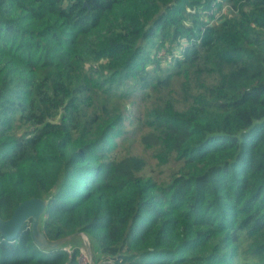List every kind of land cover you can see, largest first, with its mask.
<instances>
[{
    "label": "trees",
    "instance_id": "1",
    "mask_svg": "<svg viewBox=\"0 0 264 264\" xmlns=\"http://www.w3.org/2000/svg\"><path fill=\"white\" fill-rule=\"evenodd\" d=\"M127 126L177 170L118 159ZM32 199L113 264H234L264 233V0H0V217ZM79 254L0 234V264Z\"/></svg>",
    "mask_w": 264,
    "mask_h": 264
},
{
    "label": "rangeland",
    "instance_id": "2",
    "mask_svg": "<svg viewBox=\"0 0 264 264\" xmlns=\"http://www.w3.org/2000/svg\"><path fill=\"white\" fill-rule=\"evenodd\" d=\"M223 14H229L227 12L226 9H224L221 13H218L216 16L220 17ZM218 17H215V20H211L210 22H216V19ZM97 37V34L95 36V38ZM86 41H90V40H86ZM152 50L151 52V56L152 58L155 57V52H154V48L152 49V47H149V51ZM181 52L180 49H178L176 51V54H179ZM166 50H162L158 53V57L159 58H163L164 56H166ZM169 56L168 62L170 60V55ZM165 60L161 62V68H167V64ZM149 70L152 69L151 66H149L148 68ZM206 80H210L211 82L215 81L216 76L212 77L211 75H208V77L205 78ZM206 82V81H205ZM207 83V82H206ZM193 84V82L191 83ZM196 85H192L191 87H194ZM179 87V86H178ZM197 88V86L195 87ZM192 90L190 89V84L187 85V87L184 89L183 95H189L190 92ZM180 97L181 96H177L175 99H172L169 103L168 106L171 109H177L178 105L180 104L181 106L183 105L182 103H180ZM131 108V104H129L127 106V110H129ZM104 128V132L109 130V132L106 135H112L113 132H115L116 128H107V125ZM132 130L130 126H127L125 131L129 132L126 135H123V137L121 138H117V144L115 145V142L113 140H110L111 142V147L113 148V154L117 155L118 159H125L128 156H136L139 158H142L145 160L146 163L149 164V168H148V172L154 171V175L157 177L158 182H160V180L162 178H165L167 175L172 174V172L176 171L177 168L173 169L175 166L170 167L168 164L166 165H162L158 159L155 157L156 151L153 148V144L151 142L149 143H144L143 142V138L142 136L144 135H149L150 132L143 134L142 130H141V134L139 137L134 136V138L130 141V143H123V139L124 137L126 138L127 136H131L132 135ZM122 131H120L119 136L121 134ZM135 134V133H133ZM142 135V136H141ZM110 137V136H109ZM111 139V138H110ZM44 213L40 216V228L42 225V219L44 216ZM33 219L29 220L27 223H30V229L32 230V225H33ZM89 244L88 247H90V250L92 251V254H94V257L98 256L97 253L100 252V250L98 249V247L96 245H93L89 240V238L82 234V235H78L76 237H72L71 240L67 241L65 244H63L62 246H60V248H66L67 250H73L75 248H79V249H84L87 247V245ZM65 249V250H66ZM262 250L260 254H258V250ZM264 261V233L262 235L256 236L251 240H247L245 241L239 248L238 251V257L235 260L234 264H261ZM112 262V261H110ZM113 263V262H112Z\"/></svg>",
    "mask_w": 264,
    "mask_h": 264
},
{
    "label": "water",
    "instance_id": "3",
    "mask_svg": "<svg viewBox=\"0 0 264 264\" xmlns=\"http://www.w3.org/2000/svg\"><path fill=\"white\" fill-rule=\"evenodd\" d=\"M41 202L44 203V209L41 214L37 215L38 204ZM47 205V200L40 199H32L20 204L11 219L5 221L0 217V234L7 240H15L19 236V233L21 232L25 223L33 219L31 233L37 245L45 251L59 249L60 246L71 240L72 237H76L77 235L57 242L47 241L40 228V216L43 214V212H45ZM36 220H38L39 222H37Z\"/></svg>",
    "mask_w": 264,
    "mask_h": 264
},
{
    "label": "built area",
    "instance_id": "4",
    "mask_svg": "<svg viewBox=\"0 0 264 264\" xmlns=\"http://www.w3.org/2000/svg\"><path fill=\"white\" fill-rule=\"evenodd\" d=\"M88 246L89 245H87V247L82 250L80 249V254H79L80 264H113L112 262L105 260L100 252L97 253L98 256L94 257V254H92V251L90 250V247ZM66 251L70 255L73 252V250H67V249Z\"/></svg>",
    "mask_w": 264,
    "mask_h": 264
},
{
    "label": "bare ground",
    "instance_id": "5",
    "mask_svg": "<svg viewBox=\"0 0 264 264\" xmlns=\"http://www.w3.org/2000/svg\"><path fill=\"white\" fill-rule=\"evenodd\" d=\"M43 202V201H42ZM39 203L38 204V208H37V215L41 214V212L43 211L44 209V203ZM38 219V218H37ZM37 222H39L38 220H36Z\"/></svg>",
    "mask_w": 264,
    "mask_h": 264
}]
</instances>
